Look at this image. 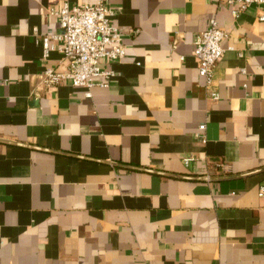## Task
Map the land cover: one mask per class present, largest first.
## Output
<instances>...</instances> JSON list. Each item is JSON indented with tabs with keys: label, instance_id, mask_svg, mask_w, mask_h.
<instances>
[{
	"label": "crops",
	"instance_id": "1",
	"mask_svg": "<svg viewBox=\"0 0 264 264\" xmlns=\"http://www.w3.org/2000/svg\"><path fill=\"white\" fill-rule=\"evenodd\" d=\"M62 1L0 0V264H264L263 8L105 0L126 57L88 96L39 77L65 69L42 45ZM212 18L213 89L194 56Z\"/></svg>",
	"mask_w": 264,
	"mask_h": 264
},
{
	"label": "built area",
	"instance_id": "2",
	"mask_svg": "<svg viewBox=\"0 0 264 264\" xmlns=\"http://www.w3.org/2000/svg\"><path fill=\"white\" fill-rule=\"evenodd\" d=\"M223 1L232 8L235 18L253 4L261 6L263 11L259 20L264 22V0ZM48 12L58 20L60 30L42 38L45 57L55 42L66 65L65 69L47 67L39 76L42 83L48 89L70 83L75 88L86 90L88 96L95 86L107 87L115 73L105 69L104 64L121 61L126 57L123 34L112 21L115 10L105 0H98L92 5H71L68 0H63L59 5L49 8ZM227 37V32L219 27L215 18L210 20L206 31L194 37L198 72L207 88L213 89L215 69L224 56L223 42ZM211 97L216 100L218 94L211 91ZM205 129L206 125L200 126L201 131ZM193 160L194 157H187L184 163L188 165ZM259 194L264 196V184L260 185Z\"/></svg>",
	"mask_w": 264,
	"mask_h": 264
}]
</instances>
